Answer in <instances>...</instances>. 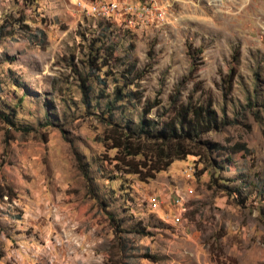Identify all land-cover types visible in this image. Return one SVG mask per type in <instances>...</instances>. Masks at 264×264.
I'll return each mask as SVG.
<instances>
[{
    "label": "rangeland",
    "instance_id": "374dc122",
    "mask_svg": "<svg viewBox=\"0 0 264 264\" xmlns=\"http://www.w3.org/2000/svg\"><path fill=\"white\" fill-rule=\"evenodd\" d=\"M0 30V264H264V0H0ZM197 48L181 100L210 98L226 125L203 139L226 151L120 172L101 140L114 90L142 92L116 121H165Z\"/></svg>",
    "mask_w": 264,
    "mask_h": 264
},
{
    "label": "trees",
    "instance_id": "16d2710c",
    "mask_svg": "<svg viewBox=\"0 0 264 264\" xmlns=\"http://www.w3.org/2000/svg\"><path fill=\"white\" fill-rule=\"evenodd\" d=\"M24 28L29 31L28 26L24 25ZM0 36H3L2 30H0ZM42 36V32H36L31 39H40ZM189 52L192 60L191 65L187 75L181 78L169 96L172 114L168 115L165 121L158 122L155 119L144 118L136 127L130 125L129 122L116 121L115 114L121 109V103L139 100L142 97V92L139 90L124 91L123 88L114 90L113 100L105 108L108 116L101 117V121L105 124L101 140L106 150L116 151L112 160L116 162L114 166L120 172L137 175L140 180L145 181L166 170L174 161L183 160L188 155L201 157L204 154H209L208 152L226 151L222 146L210 144L203 139V136L208 132L219 130L226 125V122L218 120L210 98L206 103L196 104L183 103L181 100L183 88L192 81L199 69L196 56L202 53V49H191ZM99 58H96V61ZM88 61L89 70L92 73L100 71L92 58ZM88 77L78 76L85 106L90 105L91 86L88 83ZM159 103L158 100L148 103L149 105L147 104L143 109L144 116H147L150 110ZM12 111L11 115L14 116V110ZM0 119L7 125L13 126L9 116L1 117L0 114ZM227 150L231 153H251L246 143L240 140L230 145ZM9 193H12L10 187L0 186V195L9 198L12 195Z\"/></svg>",
    "mask_w": 264,
    "mask_h": 264
},
{
    "label": "built area",
    "instance_id": "2783aa9c",
    "mask_svg": "<svg viewBox=\"0 0 264 264\" xmlns=\"http://www.w3.org/2000/svg\"><path fill=\"white\" fill-rule=\"evenodd\" d=\"M117 8V4L109 3V4H95L90 8L91 14H103V15H110V11H114Z\"/></svg>",
    "mask_w": 264,
    "mask_h": 264
}]
</instances>
